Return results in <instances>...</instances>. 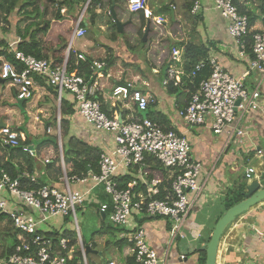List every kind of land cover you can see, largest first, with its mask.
Wrapping results in <instances>:
<instances>
[{"label": "crops", "instance_id": "crops-1", "mask_svg": "<svg viewBox=\"0 0 264 264\" xmlns=\"http://www.w3.org/2000/svg\"><path fill=\"white\" fill-rule=\"evenodd\" d=\"M196 1L200 7L193 13V5ZM233 1L239 12L247 16L251 33L264 26V0ZM148 4L153 16L162 19L160 25L144 19L141 14L129 12L125 0H99L93 7V22L91 15L85 11L83 20L87 31L84 36L72 40V52L83 53L92 61L105 63L102 69L95 72L93 80L101 87L99 102L103 111L107 109L106 111L110 112L107 115L125 118L133 112L132 106L126 108L125 104L115 100L111 95L115 85L130 82L135 89L144 94H152L156 98V102L149 105L144 115L152 116L156 113L164 115L166 125L189 140L192 157L200 160L203 165L202 190L181 227L182 237L178 235L171 240L168 233L170 224L163 218H135L138 225L145 229L150 247L160 257H165L168 264H200L201 247L210 238L219 217L227 210L225 205L228 193L241 194L242 187L245 189L244 185L260 179L259 176L264 172V109L243 116L240 125L245 135L241 142H238L236 137L227 139L225 135L214 134L208 125H187L178 114V109L184 107L188 100L184 84L179 87L180 94L169 93L166 86L162 85L170 66L181 72L179 73L181 81L185 44L193 43L204 47L209 59L214 58L235 77H240L248 68L251 54L249 51L244 57L238 55V46L227 31L228 20L220 14L213 0H148ZM80 11L81 8L76 13L74 11L68 13L62 9L63 18L51 20L46 35L42 37V42L49 43L44 44L46 48L55 49L64 45L66 48L63 56L65 55L73 34L74 22ZM114 18L121 23L120 30ZM16 37L14 29L7 28L1 21L0 40H4L6 47ZM173 49L179 50L178 61L173 60ZM106 60H110L109 65ZM260 80L257 73L251 72L244 81L246 87L252 89ZM33 81V97L18 100L14 87L0 80V111L2 112L0 121L10 125L16 131L19 140L26 142V145L35 151V155L32 156L33 171L29 173L23 169V175L33 174L40 182L62 188L64 186L62 177H65L66 172L58 161L59 144L55 118L57 94L53 87L41 79L34 78ZM261 81L260 101L264 105V78ZM62 100L64 106L70 105L73 109L72 113L65 115L69 120L68 135L97 148L100 150L99 153L108 152L113 144L111 136L95 131L83 121L76 113L70 94L66 93ZM58 116L61 118L60 108ZM43 125L48 136L35 141V137L42 135ZM61 138H64L62 131L60 135L62 146L68 137H65L63 142ZM47 157L50 158V162L45 163ZM0 159V162L8 160L15 166L26 167L21 157H12L1 143ZM253 159L258 160L257 163L262 166L260 169L250 164ZM249 166L254 167L256 173L247 179L244 172ZM260 183L264 184V180L260 179ZM70 186L72 189L83 191L88 185L73 182ZM94 199L93 195H89L88 200L80 206L81 211L87 205L94 204L95 213L99 218L108 219L106 214L103 216L98 211V203H95ZM19 208L38 217V213L33 209L21 205ZM69 223H72L70 219L58 217L45 225L41 223L39 228L43 232L47 231L44 229L48 226L58 233L67 229L75 232L73 227L65 226ZM263 229L264 199L238 215L226 228L218 245L216 264H264V244L261 238ZM127 230L119 227L118 234L121 237L118 236L117 240L125 239ZM101 235L100 241L103 242L104 238H101ZM75 238H77L76 233ZM88 246L90 248L86 251V257L89 258V264H107L109 261L126 264L127 257L132 254L131 245L127 241L122 248L115 243L114 248L120 253L119 258L115 256L105 258L101 250L102 247H106L105 245L94 248V243H88ZM181 254L185 255L183 259L180 258Z\"/></svg>", "mask_w": 264, "mask_h": 264}, {"label": "built area", "instance_id": "built-area-1", "mask_svg": "<svg viewBox=\"0 0 264 264\" xmlns=\"http://www.w3.org/2000/svg\"><path fill=\"white\" fill-rule=\"evenodd\" d=\"M91 0H85L84 7L74 22V30L69 40L64 59L61 64L53 66L48 59L36 58L16 48L21 38L17 36L7 44L5 51L11 54L16 63L0 56V80L10 83L15 89L18 100L30 99L34 95V78H39L53 87L60 102L63 92L71 95L76 113L95 131L109 134L113 144L108 152L99 154L97 172L88 169L81 177H62L64 186L59 188L49 183L38 187L26 188L21 182L10 177L0 164V215H5L16 231L17 243L13 252L0 259V264H69L73 260L74 250L81 252V258L76 264H89L86 248L81 243L78 246L69 244V239L61 233L56 241L50 236L40 233L39 225L49 218H72L78 228L76 209L94 196L100 213H108L109 221L116 227L128 229L126 241L131 245V252L137 264H168L165 257L150 247L145 229L138 225L137 218H163L170 224L169 237L175 239L180 234L181 227L193 204L202 190L201 174L203 165L200 160L191 155L189 140L174 129L165 130L159 123L143 113L150 104L156 102L152 94H144L135 89L133 84L125 82L112 88L111 95L132 109L129 116H108L101 108L99 94L101 87L91 78L86 79L68 71L67 63L73 51L72 40L86 34L82 25L86 8ZM220 14L228 20L227 31L233 42L238 46V55H247L248 44L251 54L248 68L240 77H235L219 65L214 58L209 59L210 75L203 80L198 89L190 94L186 105L178 109L181 119L189 126L208 125L214 134L225 135L227 139L238 138L241 142L245 131L240 125L244 115L249 112L263 110L261 104L262 79L264 78V26L255 32L250 31L248 18L241 14L233 0H213ZM129 12L141 14L146 20H152L160 25L162 19L154 17L148 0H125ZM200 5L196 1L193 13ZM251 40L248 43V36ZM77 53L79 59L85 60L83 53ZM174 61L179 60V50H172ZM105 65L102 61L93 60L91 69L95 73ZM200 61L190 73L203 67ZM255 72L261 78L255 88L248 89L245 77ZM180 71L169 67L162 81L165 87L170 81L176 85L180 82ZM60 116L57 118V136L59 144L58 161L65 168L62 146L60 142ZM49 132V128H47ZM0 142L3 146L19 147L31 156L35 151L29 146H22L16 131L6 124L0 126ZM146 157H151L159 163L165 172V179L150 176ZM45 163L50 162L47 157ZM65 172V169H64ZM256 170L249 166L244 176L250 179ZM129 175L130 180L125 186L120 177ZM30 182H37L33 174L25 175ZM169 182V188L162 190L161 184ZM88 185L83 191L71 188V183ZM99 188L109 198L110 202L99 199ZM164 196L159 198L161 192ZM21 206L28 207L38 213V217L25 211ZM76 233V232H75ZM264 244V229L262 231ZM77 239V238H76ZM184 254L180 255L183 259ZM107 264H116L109 261Z\"/></svg>", "mask_w": 264, "mask_h": 264}, {"label": "trees", "instance_id": "trees-1", "mask_svg": "<svg viewBox=\"0 0 264 264\" xmlns=\"http://www.w3.org/2000/svg\"><path fill=\"white\" fill-rule=\"evenodd\" d=\"M84 2L85 0H0V22L3 21V23L6 22L8 24L11 21L10 16L14 12H17L20 15V19L16 20L15 23L16 30L14 29V31L15 34L21 38V41L17 44L16 48L36 58L48 59L53 66H57L61 64L63 61V57H64L63 54L66 47L63 45L55 49L50 48L51 49L50 50L49 47L48 48L45 47V45L49 43L44 41L43 43L42 38L39 37V34L43 33V35H46L52 19L60 20L63 18L62 9H64L68 13H70L71 11H74L76 13L80 10L81 5ZM98 2L99 0H91L86 8V12L91 15V20H92L91 22H93L92 16L94 15L93 7L95 4H98ZM84 24H85V20L82 22V25ZM6 27L8 28V25ZM250 40L251 37L249 35L248 43L250 42ZM0 45H2L1 46L2 48L0 50V56H3L7 60L16 63L13 56L5 51L6 43L4 42V40H0ZM247 51L248 52L250 51L249 44ZM49 52L51 53L49 54ZM183 59H184L182 65L183 74L181 76V81L176 85L173 84V81H170L166 86V88L169 93L180 94L178 93L179 87L183 83L184 87L186 88L185 90H187L186 94L188 95V100H189L190 94L195 92L198 89L200 83L210 75L211 65L209 63V58L207 56V50L204 47H199L193 43L185 44L183 50ZM106 61L107 64L109 65L110 60H106ZM200 61L204 62L203 67H201L199 70H195V74L192 76L190 73L194 70L195 65ZM91 64H92V60L90 58L86 57L85 60H82L77 57L76 53L74 54L73 52H71L68 59L67 68L68 71L73 74L80 75L86 79L91 78L93 80L95 73L91 69ZM166 75L167 74H165V76ZM64 105L65 104L63 103L62 100L60 107V111H61L60 129L62 131V136L64 138L68 137L66 143L62 144L66 175L69 177L74 175L76 176L85 175L88 169L97 172L99 170L98 158H99L100 150L94 148L93 146L85 144L84 142L80 141L75 137L68 135L69 120L65 118V115L66 113L67 114L72 113L73 109L71 108L70 105L68 106H64ZM106 110H104L106 114H110V112ZM0 114H2L1 111ZM149 117L152 120L159 123L160 126L165 130L171 129L169 128L168 125H166V120L164 118V115L156 113L152 116L150 115ZM21 145L28 146L26 145V142H21ZM4 147H6V149L10 152V155L12 157H16V156L21 157L26 165V167L22 168L21 166H15L11 161L8 160L0 162V164L2 163L1 165L5 168V170L8 172L10 177L18 179L21 182V184L26 188L38 187L40 184L43 183L38 180L37 182L32 183L22 173L23 169H26L29 173H32L33 171V158L28 152L23 151L21 146L19 147L4 146ZM146 162L149 164L148 169L150 176H153L156 170H160L162 172L161 177L165 179V172L162 171L159 163H157L151 157H146ZM129 180H130L129 175H126L120 177L119 181L122 183V186H125L126 182ZM165 186L169 188V182L164 181L160 187H162L163 190ZM243 188L244 187H242V190H244ZM98 194L101 200L106 201L108 203L110 202L109 198L101 191L100 188ZM163 194L164 192L162 191L158 197L162 198L164 196ZM242 198L243 196L240 194V192L239 193L237 192L236 195L235 194L232 195V192H229L228 197L226 198V205H225L226 209L238 203L240 200H242ZM105 214L108 215V213L106 212ZM2 221H5L9 225H11L9 219L5 215H0V222ZM40 233L50 236L54 241L57 240L60 234L55 231L43 232L41 230ZM4 234L6 235V237L4 238V243L3 244L1 243L2 248L0 251V259L7 258L13 252L14 246L17 243L16 231L13 229L12 226L8 227L7 230L4 232ZM61 235L69 239L70 245H75L76 243L75 232L67 229L65 231H62ZM125 243L126 240L123 238L118 239L116 242L119 248H122ZM73 254H74L73 260L70 261L69 264H76V262L81 258V252L79 250H75ZM205 256H206L205 251L201 250L200 264H205ZM126 264H137L134 260L133 254L127 257Z\"/></svg>", "mask_w": 264, "mask_h": 264}, {"label": "rangeland", "instance_id": "rangeland-1", "mask_svg": "<svg viewBox=\"0 0 264 264\" xmlns=\"http://www.w3.org/2000/svg\"><path fill=\"white\" fill-rule=\"evenodd\" d=\"M83 7H84V3L82 4L81 11H82ZM81 11L77 14V16L81 13ZM18 19H20V15L17 12H14L10 16L11 21L8 24L5 22V24H6V26L8 25V27L16 30L15 23H16V20H18ZM9 32H11V29L9 30ZM43 36H45V35H43V33L39 34V37L42 38ZM0 89H1V87H0ZM65 95H66V92H63V96H65ZM59 108L60 107H59V101H58V105H57L56 110H55L56 121H57V118L59 115ZM42 129H43L42 135L35 137V138L33 137L35 141H38L45 136H48V134H45L44 125H43ZM54 131H55V128H54ZM63 140H64V138L62 139V142H63ZM257 162H258L257 159H253L252 163L250 162V164H253L255 167L260 169L262 166L260 164H258ZM161 173L162 172L160 170H156V172L154 173V176L161 177ZM80 208L81 207H77V209H76L77 219H78V228H77V230H75V232H76L78 246L80 247L81 243L85 247L88 246V243H91V244L94 243V248H99V247H101V245H103V246L105 245L106 247H102V249H101L105 258H111L114 256L119 258L120 253H117L118 251L115 250V248H114L115 243L117 241V238H119L118 236H120L118 234L120 232L119 227L114 226L109 221V219L101 220L99 218V215L95 213V205L94 204L87 205L83 211H81ZM57 218L58 217L49 218L46 221V223H43V225H45L48 222L53 221ZM69 219H70V221H72V223L65 224V226L68 225L69 227H73V229H76L75 222L72 220V218H69ZM8 227H11V225H9L7 222H5V221L0 222V245H1V243L2 244L4 243V238L6 237L4 232L7 230ZM44 230L52 231L53 229L48 226L47 229H44ZM101 234H103V235H101ZM100 235H101V238H104L103 242L100 241ZM1 248H2V245L0 246V251H1ZM88 259L89 258H87V261H88Z\"/></svg>", "mask_w": 264, "mask_h": 264}, {"label": "water", "instance_id": "water-1", "mask_svg": "<svg viewBox=\"0 0 264 264\" xmlns=\"http://www.w3.org/2000/svg\"><path fill=\"white\" fill-rule=\"evenodd\" d=\"M112 16L114 17V14ZM114 22L118 30H120L121 23L116 18H114ZM0 125L4 126L5 123L0 121ZM260 179L264 180V172L261 173ZM260 179L258 178L246 184L245 189L241 191V195L243 196L242 200L228 208L217 220L209 240L201 247L206 253L205 264H216L220 238L234 219L264 199V184L260 183ZM102 215L104 216L105 214L102 213ZM89 248L87 246L86 250L88 251Z\"/></svg>", "mask_w": 264, "mask_h": 264}, {"label": "clouds", "instance_id": "clouds-1", "mask_svg": "<svg viewBox=\"0 0 264 264\" xmlns=\"http://www.w3.org/2000/svg\"><path fill=\"white\" fill-rule=\"evenodd\" d=\"M260 177V176H259Z\"/></svg>", "mask_w": 264, "mask_h": 264}]
</instances>
